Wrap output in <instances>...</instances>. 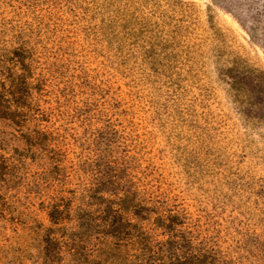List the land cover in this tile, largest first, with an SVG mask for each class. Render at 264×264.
<instances>
[{
  "label": "rangeland",
  "instance_id": "obj_1",
  "mask_svg": "<svg viewBox=\"0 0 264 264\" xmlns=\"http://www.w3.org/2000/svg\"><path fill=\"white\" fill-rule=\"evenodd\" d=\"M16 50L34 118L0 119V264H67L46 206L115 166L218 264H264V0H0Z\"/></svg>",
  "mask_w": 264,
  "mask_h": 264
},
{
  "label": "trees",
  "instance_id": "obj_2",
  "mask_svg": "<svg viewBox=\"0 0 264 264\" xmlns=\"http://www.w3.org/2000/svg\"><path fill=\"white\" fill-rule=\"evenodd\" d=\"M14 52L0 63V119L19 130L34 117L27 119L32 97L24 53ZM19 134L30 145L45 136L35 129ZM108 172L77 197L59 192L50 199L41 253L67 255V264H218L216 250L187 228L184 213L139 189L116 166Z\"/></svg>",
  "mask_w": 264,
  "mask_h": 264
}]
</instances>
